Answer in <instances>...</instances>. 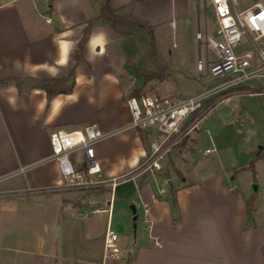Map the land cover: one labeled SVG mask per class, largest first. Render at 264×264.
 Returning <instances> with one entry per match:
<instances>
[{
	"label": "crops",
	"instance_id": "crops-1",
	"mask_svg": "<svg viewBox=\"0 0 264 264\" xmlns=\"http://www.w3.org/2000/svg\"><path fill=\"white\" fill-rule=\"evenodd\" d=\"M106 1L0 0V209H13V204L3 203L16 194L53 189L72 195L65 204L77 208L69 219L76 228H64L67 243L56 251L50 249L48 237L35 240L17 234L15 220L3 217L7 232L0 233V264H264V208L255 207L250 222L248 198L227 182L225 173L188 181L173 159L170 165L180 179H173L170 166L135 176L145 161L149 138L145 145L132 131L117 132L95 147L103 178L120 180L114 190L106 186L87 194L61 183L55 163L49 161L53 132L91 124L112 132L129 123L127 88L107 51L124 38L101 23L92 28L71 94L48 100L33 82L19 89L11 79L38 82L69 76L80 56L86 23L99 15ZM109 5L113 10L131 7L133 18L151 27L154 35L168 22L176 26L174 19L191 10L189 0H109ZM117 109L121 118L114 116ZM18 177L21 183L12 185ZM127 184L129 191L117 196L118 187ZM131 205L136 208V234L129 242L119 236L126 259L114 263L104 257L105 239L109 231L115 232V212L127 217ZM58 230L61 238L63 227ZM73 234L83 239L82 246L74 245Z\"/></svg>",
	"mask_w": 264,
	"mask_h": 264
},
{
	"label": "rangeland",
	"instance_id": "rangeland-1",
	"mask_svg": "<svg viewBox=\"0 0 264 264\" xmlns=\"http://www.w3.org/2000/svg\"><path fill=\"white\" fill-rule=\"evenodd\" d=\"M189 2L191 8L189 14L182 19L178 18L176 21L174 19L176 26L168 22L156 30L154 58H148V43L136 37L124 38L107 49L123 87L127 88L125 95L131 94L136 88H141L140 95L155 94L171 98L180 95L189 98L218 84L219 80L207 75L206 72L201 76L197 70L199 47L196 33L201 30L205 34L207 23L208 34L216 36L217 26L213 11L210 7L205 9L204 0ZM236 2L237 8L243 11L256 3H264V0ZM245 46L247 50L251 49L248 44ZM202 53L205 55L204 48ZM208 55L212 58L211 52ZM141 62L145 63L148 70L166 67L168 74L163 73L161 79L144 81L137 76L134 69ZM261 89H264V80L251 81L244 90L228 89L218 94L216 107L210 109L196 123L189 135L177 146L181 149L174 150L167 163H163L162 171L170 166L173 179H180L178 171L188 181L225 173L229 184L248 199H252L255 207L264 208V96L248 95L250 91L256 93ZM115 113L114 116L121 118L120 110H115ZM194 123L195 121L187 122L185 128H190ZM131 131L134 133V130ZM80 156V153H77L73 158L78 159ZM172 159L177 171L170 165ZM21 179L22 177L16 178L12 185H19ZM166 185L165 187L169 186ZM130 188V184L116 188L117 196H121ZM53 190L54 192L27 196L16 194L9 200H4L3 204H13L14 208L0 209V233L7 232V226L3 225V217H8L15 220L13 223L17 234L33 237L35 240L48 237L51 250L56 251L67 243L64 228L68 227L71 230L76 228L73 220L69 219L77 213V208L72 203L65 204V200H72V195ZM129 211L131 212L130 208ZM132 218V212L127 217L117 215L115 212V217L112 218L111 229L120 236L121 241L125 238L128 239L127 242L134 239L136 222ZM67 221L72 222L65 226ZM60 226L63 227L61 238L57 230ZM77 235H74L76 236L73 239L74 245L82 246L83 239Z\"/></svg>",
	"mask_w": 264,
	"mask_h": 264
},
{
	"label": "built area",
	"instance_id": "built-area-1",
	"mask_svg": "<svg viewBox=\"0 0 264 264\" xmlns=\"http://www.w3.org/2000/svg\"><path fill=\"white\" fill-rule=\"evenodd\" d=\"M205 9L210 7L216 20V36L198 30L196 40L200 50L197 70L202 75L206 72L218 84L191 96L162 97L155 94H142L129 97L126 106L129 123L118 131L105 132L98 124L85 126L82 130L69 132L56 131L50 135L51 156L49 161L56 165L63 185L83 191L99 187L112 190L120 184L119 179L103 178L95 147L101 141L117 132L142 129L148 132L149 142L145 161L135 172V176L154 174L163 170L170 154L178 150L177 146L196 126L185 128L191 115L196 113L203 103L228 90H244L251 81L264 80V3H256L240 11L236 0H204ZM51 21V20H49ZM248 44L251 49H246ZM212 53V58L208 53ZM248 95L264 96V89ZM80 153L78 159L75 154ZM121 179V182H126ZM165 191H161L164 194ZM148 213V210H145ZM157 246L162 245L157 242ZM105 259L112 262L126 259L119 236L109 231L105 239Z\"/></svg>",
	"mask_w": 264,
	"mask_h": 264
},
{
	"label": "trees",
	"instance_id": "trees-1",
	"mask_svg": "<svg viewBox=\"0 0 264 264\" xmlns=\"http://www.w3.org/2000/svg\"><path fill=\"white\" fill-rule=\"evenodd\" d=\"M99 23L109 26L125 39L136 37L139 40H145L146 43H148L149 45L148 58L155 57L156 47H155V35L153 29L151 27L144 26L141 23L137 22L131 14V7H127L122 10H113L109 5V0H107L106 3L102 6L99 15L87 21L86 27L83 31L82 39L79 42L80 56L77 60V64L74 70L69 76L59 80L38 81V82L27 79L24 80L11 79V80L15 81L19 89L22 88L23 84L27 82L29 83L33 82L36 88L43 90L46 93V97L48 100H51L52 98H54L59 94H66V95L71 94L76 82V67L81 62H84L83 53H84L85 44L89 39L92 28ZM134 69L135 72L137 73V76H140L144 81L161 79L160 76L163 73L166 74V67L160 70H155V69L148 70L144 62L143 63L141 62L140 64L136 65ZM140 92H141V88H136L134 89V91H132L131 94L125 95L124 99L127 100L129 97H139ZM218 96L219 95H216L206 100L203 103L202 107L196 113L191 115L188 123H191L193 121H195L196 123L201 118H203L210 111V109L214 108L215 101ZM134 133H136L139 136L143 144L145 145L147 144L149 138L148 132L142 129H136L134 130ZM163 176L165 177L167 175L164 174ZM102 190H104V187L90 189L88 190L87 194L93 192H101ZM246 205H247V217L249 221L252 222L255 212L254 202L252 201V199H248Z\"/></svg>",
	"mask_w": 264,
	"mask_h": 264
},
{
	"label": "water",
	"instance_id": "water-1",
	"mask_svg": "<svg viewBox=\"0 0 264 264\" xmlns=\"http://www.w3.org/2000/svg\"><path fill=\"white\" fill-rule=\"evenodd\" d=\"M167 184L169 185V187H172L171 181H167ZM254 189H255V191L257 190V186L256 185L254 186ZM175 201H176V199L173 198L172 199V202L175 203ZM129 208H130L132 214L134 215L133 221H136L137 216H136V208H135V206L134 205H131ZM57 230H58V228H57Z\"/></svg>",
	"mask_w": 264,
	"mask_h": 264
},
{
	"label": "snow or ice",
	"instance_id": "snow-or-ice-1",
	"mask_svg": "<svg viewBox=\"0 0 264 264\" xmlns=\"http://www.w3.org/2000/svg\"><path fill=\"white\" fill-rule=\"evenodd\" d=\"M262 18H264V17H262Z\"/></svg>",
	"mask_w": 264,
	"mask_h": 264
}]
</instances>
